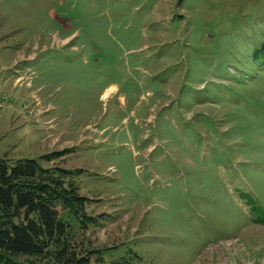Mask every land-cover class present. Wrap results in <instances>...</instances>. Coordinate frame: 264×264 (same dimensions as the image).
<instances>
[{"label":"rangeland","instance_id":"rangeland-1","mask_svg":"<svg viewBox=\"0 0 264 264\" xmlns=\"http://www.w3.org/2000/svg\"><path fill=\"white\" fill-rule=\"evenodd\" d=\"M263 43L264 0H0V160L75 173L106 263L264 264Z\"/></svg>","mask_w":264,"mask_h":264},{"label":"trees","instance_id":"trees-1","mask_svg":"<svg viewBox=\"0 0 264 264\" xmlns=\"http://www.w3.org/2000/svg\"><path fill=\"white\" fill-rule=\"evenodd\" d=\"M253 57L264 66V43L254 49ZM74 174L59 166L44 168L33 159L15 164L0 160V264H133L136 261L133 253L106 263L101 252L94 257V252L86 253L79 244L77 231L64 213L73 214L83 227L97 224L99 217L86 213L89 199L81 195L71 180ZM256 222L264 224V215L258 216Z\"/></svg>","mask_w":264,"mask_h":264}]
</instances>
